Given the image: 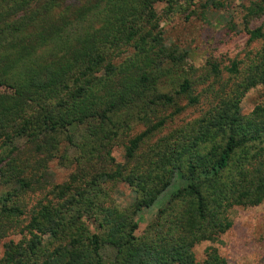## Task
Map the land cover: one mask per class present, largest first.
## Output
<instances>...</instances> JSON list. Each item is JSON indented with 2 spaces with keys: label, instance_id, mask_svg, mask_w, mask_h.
Segmentation results:
<instances>
[{
  "label": "trees",
  "instance_id": "16d2710c",
  "mask_svg": "<svg viewBox=\"0 0 264 264\" xmlns=\"http://www.w3.org/2000/svg\"><path fill=\"white\" fill-rule=\"evenodd\" d=\"M181 1L0 0V264H230L195 247L264 202V102L242 110L264 84V3L244 6L239 53L195 66L156 7Z\"/></svg>",
  "mask_w": 264,
  "mask_h": 264
},
{
  "label": "rangeland",
  "instance_id": "374dc122",
  "mask_svg": "<svg viewBox=\"0 0 264 264\" xmlns=\"http://www.w3.org/2000/svg\"><path fill=\"white\" fill-rule=\"evenodd\" d=\"M221 1L222 6L211 7L207 12H203L200 0H195L194 4H191V1H181L170 14L166 12L165 2L156 4L167 43L188 50L189 65H203L210 57L219 61L228 59L244 48L248 39L242 25L244 6L256 0ZM229 21H234L238 28L230 30L227 26ZM256 21H264V14ZM263 102L264 84H261L247 92L242 100V110L248 114ZM113 154L118 161L124 160L123 147H115ZM51 167L56 172L58 181H63L69 175V170L60 168L56 162H53ZM119 190L129 193L122 185ZM3 191L4 188L0 187V193ZM120 198L124 203L127 197ZM159 205L160 203L139 213L138 235L156 215ZM231 218L233 225L217 241H203L196 245L197 259L203 260L207 248L214 246L230 264H264V202L249 207L237 206L233 209ZM104 251L107 256L113 255L111 249Z\"/></svg>",
  "mask_w": 264,
  "mask_h": 264
}]
</instances>
